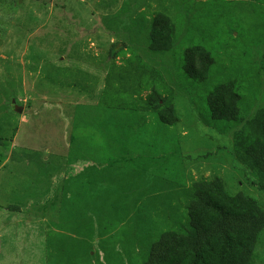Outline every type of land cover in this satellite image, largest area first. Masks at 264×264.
<instances>
[{
	"label": "rangeland",
	"instance_id": "rangeland-1",
	"mask_svg": "<svg viewBox=\"0 0 264 264\" xmlns=\"http://www.w3.org/2000/svg\"><path fill=\"white\" fill-rule=\"evenodd\" d=\"M183 1L0 0V264H142L163 232L188 228L183 192L199 180L219 177L264 208L233 131L203 124L176 87L185 45L145 48L143 31L158 14L183 37ZM216 46L227 65L232 50ZM136 57L170 86L174 126L105 103L112 65ZM251 59L259 75L249 118L264 108V45ZM121 119L132 126V160L116 163L119 144L109 138ZM254 263L264 264V231Z\"/></svg>",
	"mask_w": 264,
	"mask_h": 264
},
{
	"label": "trees",
	"instance_id": "trees-1",
	"mask_svg": "<svg viewBox=\"0 0 264 264\" xmlns=\"http://www.w3.org/2000/svg\"><path fill=\"white\" fill-rule=\"evenodd\" d=\"M181 12L183 37L179 39L171 18L158 14L143 31L145 48L165 54L185 45L180 56L185 82L176 87L190 98L203 124L220 133L233 131L235 157L255 178L250 186L264 195V108L249 118L259 75L251 49L264 45V0H184ZM228 30L237 37L232 38ZM219 43L232 50L227 65L215 51ZM136 61L137 57L124 66L112 65L105 81V103L123 102V107L137 109L139 120L150 115L163 126H174L170 86ZM116 124V136L109 138L119 144L114 162L132 160L126 150L132 126L122 119ZM103 129L109 132L106 125ZM183 194L188 228L163 232L142 264H255L264 208L254 198L242 192L230 194L219 177L196 181Z\"/></svg>",
	"mask_w": 264,
	"mask_h": 264
},
{
	"label": "water",
	"instance_id": "water-1",
	"mask_svg": "<svg viewBox=\"0 0 264 264\" xmlns=\"http://www.w3.org/2000/svg\"><path fill=\"white\" fill-rule=\"evenodd\" d=\"M13 110L16 112V113H22L23 111V107H20V106H17V105H13Z\"/></svg>",
	"mask_w": 264,
	"mask_h": 264
}]
</instances>
